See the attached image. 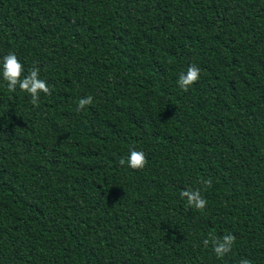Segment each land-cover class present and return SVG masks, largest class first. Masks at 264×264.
<instances>
[{
    "label": "trees",
    "instance_id": "16d2710c",
    "mask_svg": "<svg viewBox=\"0 0 264 264\" xmlns=\"http://www.w3.org/2000/svg\"><path fill=\"white\" fill-rule=\"evenodd\" d=\"M9 53L51 95L0 75V264H264V0H0Z\"/></svg>",
    "mask_w": 264,
    "mask_h": 264
},
{
    "label": "clouds",
    "instance_id": "9594fccd",
    "mask_svg": "<svg viewBox=\"0 0 264 264\" xmlns=\"http://www.w3.org/2000/svg\"><path fill=\"white\" fill-rule=\"evenodd\" d=\"M39 72L40 69L33 66L29 70V74L24 76L23 65L15 53H9L0 60V75H2L3 80L6 82L8 91L15 92L18 87L20 91L27 93L31 97L30 103L33 106H38L41 93L44 95H51V89L46 81L40 78ZM199 77L200 69L195 65H190L186 73H182L179 76L177 81L178 86L183 91H188V89L199 80ZM92 103L93 97L91 95L81 98L78 101L76 111L79 112ZM119 163L121 166L127 163L130 169L141 170L147 164V159L143 151L131 150L127 161L121 159ZM201 183L204 185V190L212 186L211 179L201 181ZM180 196L181 198H186L187 204L198 211L202 212L207 206V201L202 197L201 189L199 188L195 190H183ZM235 239L233 234H226L222 238L213 237L211 240L205 239L203 244L207 247L211 243L215 256L218 259H222L232 251ZM239 264H252V261L243 258L240 260Z\"/></svg>",
    "mask_w": 264,
    "mask_h": 264
}]
</instances>
